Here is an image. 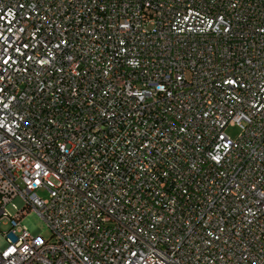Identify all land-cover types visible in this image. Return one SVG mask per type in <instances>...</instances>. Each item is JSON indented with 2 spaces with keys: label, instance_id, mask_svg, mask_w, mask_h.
<instances>
[{
  "label": "built area",
  "instance_id": "2783aa9c",
  "mask_svg": "<svg viewBox=\"0 0 264 264\" xmlns=\"http://www.w3.org/2000/svg\"><path fill=\"white\" fill-rule=\"evenodd\" d=\"M0 234V264H264V0H0Z\"/></svg>",
  "mask_w": 264,
  "mask_h": 264
},
{
  "label": "rangeland",
  "instance_id": "374dc122",
  "mask_svg": "<svg viewBox=\"0 0 264 264\" xmlns=\"http://www.w3.org/2000/svg\"><path fill=\"white\" fill-rule=\"evenodd\" d=\"M240 134V131L238 128H230L227 130V135L231 137V139L236 140ZM45 197V195H42ZM17 209H22L24 208L25 204L23 200L20 198H16L12 202ZM8 210L10 211L11 214H14V210L12 209L11 206L8 207ZM22 224L29 230L30 233H33L37 229L41 231L40 237H42L45 241L51 240L52 233L51 230L49 229L48 225L46 222L34 211L28 212L26 216L22 220ZM8 227L2 226L1 230L3 232L7 231ZM5 241L3 238V235L0 234V248L4 245Z\"/></svg>",
  "mask_w": 264,
  "mask_h": 264
}]
</instances>
